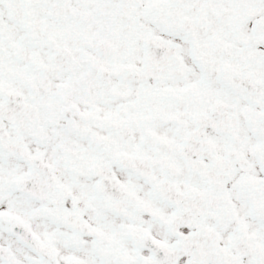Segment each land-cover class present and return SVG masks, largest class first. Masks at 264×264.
<instances>
[{
    "label": "snow or ice",
    "instance_id": "obj_1",
    "mask_svg": "<svg viewBox=\"0 0 264 264\" xmlns=\"http://www.w3.org/2000/svg\"><path fill=\"white\" fill-rule=\"evenodd\" d=\"M0 264H264V0H0Z\"/></svg>",
    "mask_w": 264,
    "mask_h": 264
}]
</instances>
